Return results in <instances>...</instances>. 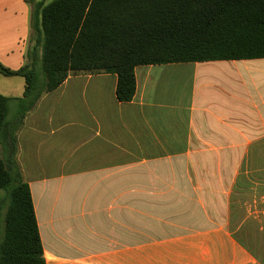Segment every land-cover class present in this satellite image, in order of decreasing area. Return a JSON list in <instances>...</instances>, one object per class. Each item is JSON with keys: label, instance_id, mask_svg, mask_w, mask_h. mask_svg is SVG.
Here are the masks:
<instances>
[{"label": "crops", "instance_id": "1", "mask_svg": "<svg viewBox=\"0 0 264 264\" xmlns=\"http://www.w3.org/2000/svg\"><path fill=\"white\" fill-rule=\"evenodd\" d=\"M41 2L0 0L11 70ZM135 74L130 102L116 74L71 75L18 132L46 264H264V59Z\"/></svg>", "mask_w": 264, "mask_h": 264}, {"label": "trees", "instance_id": "2", "mask_svg": "<svg viewBox=\"0 0 264 264\" xmlns=\"http://www.w3.org/2000/svg\"><path fill=\"white\" fill-rule=\"evenodd\" d=\"M34 3L35 0H29ZM25 79L14 115L0 93V264H46L18 132L43 95L73 75L116 74L130 102L139 66L264 59V0H51L34 4Z\"/></svg>", "mask_w": 264, "mask_h": 264}, {"label": "rangeland", "instance_id": "3", "mask_svg": "<svg viewBox=\"0 0 264 264\" xmlns=\"http://www.w3.org/2000/svg\"><path fill=\"white\" fill-rule=\"evenodd\" d=\"M42 1L49 3L51 0H42ZM29 40L32 41V37H30ZM168 79L170 82H168L167 84L170 86L175 85L176 83H179L180 86L182 84V80L180 79L179 74L174 73L173 75L169 76ZM25 90H26L25 79L21 77H5L2 74H0V93L12 99L10 104L12 115H14V113L17 110L18 99L24 97ZM0 152H1V147H0ZM256 221L258 222V220ZM257 222H255L254 224V227L255 228L257 227V229L252 231L253 238L261 236L258 230L260 224Z\"/></svg>", "mask_w": 264, "mask_h": 264}]
</instances>
